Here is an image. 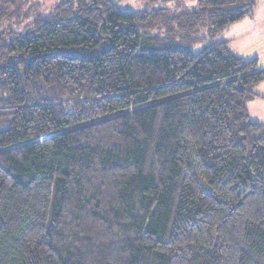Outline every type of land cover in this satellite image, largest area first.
<instances>
[{
	"label": "trees",
	"instance_id": "trees-1",
	"mask_svg": "<svg viewBox=\"0 0 264 264\" xmlns=\"http://www.w3.org/2000/svg\"><path fill=\"white\" fill-rule=\"evenodd\" d=\"M46 1L0 0V264H264V69L216 39L258 0Z\"/></svg>",
	"mask_w": 264,
	"mask_h": 264
},
{
	"label": "crops",
	"instance_id": "crops-1",
	"mask_svg": "<svg viewBox=\"0 0 264 264\" xmlns=\"http://www.w3.org/2000/svg\"><path fill=\"white\" fill-rule=\"evenodd\" d=\"M224 31L225 39L222 40L229 42V47L234 53L247 59L256 58L259 66L264 69V0H258L251 15L229 25ZM255 92H257L256 99L264 96V81L255 87ZM255 101L254 98L247 105L250 119L262 121L251 118L250 105ZM260 103L258 100L257 104Z\"/></svg>",
	"mask_w": 264,
	"mask_h": 264
},
{
	"label": "rangeland",
	"instance_id": "rangeland-1",
	"mask_svg": "<svg viewBox=\"0 0 264 264\" xmlns=\"http://www.w3.org/2000/svg\"><path fill=\"white\" fill-rule=\"evenodd\" d=\"M60 0H47L45 8L51 10L52 6L55 2ZM113 2L122 10L125 11H134L139 9H157V8H167L169 10H177L179 11L182 8H194L198 5V0H113ZM206 27H204L200 34L206 33ZM216 39H225V31L216 37ZM211 39H207L206 41H200L193 46V52L199 53L203 50V48L210 43ZM262 91V90H259ZM257 93V92H256ZM255 103L250 105V115L253 119H258L264 121V96L259 97V99L255 98ZM261 102L257 104V101Z\"/></svg>",
	"mask_w": 264,
	"mask_h": 264
}]
</instances>
